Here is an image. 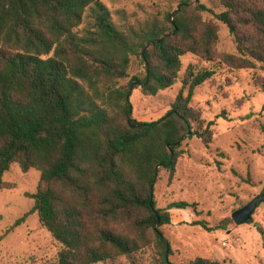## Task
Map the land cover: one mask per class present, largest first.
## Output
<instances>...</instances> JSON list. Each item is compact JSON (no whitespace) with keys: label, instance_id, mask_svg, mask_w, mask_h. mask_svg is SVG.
Wrapping results in <instances>:
<instances>
[{"label":"trees","instance_id":"trees-1","mask_svg":"<svg viewBox=\"0 0 264 264\" xmlns=\"http://www.w3.org/2000/svg\"><path fill=\"white\" fill-rule=\"evenodd\" d=\"M217 1L224 10L214 16L229 28L235 53L217 51L219 26L192 0L128 31L102 0H0V191L12 187L4 177L14 164L40 171V186L28 196L61 245L51 264L132 261L145 249L154 251L153 264H174L163 227L171 208L188 204L159 208L155 186L163 171L174 176L185 139L212 142L214 121L192 100L215 71L190 64L172 109L156 121L132 116L131 94L171 88L187 53L264 71V0ZM134 57L143 77H130Z\"/></svg>","mask_w":264,"mask_h":264},{"label":"rangeland","instance_id":"rangeland-1","mask_svg":"<svg viewBox=\"0 0 264 264\" xmlns=\"http://www.w3.org/2000/svg\"><path fill=\"white\" fill-rule=\"evenodd\" d=\"M114 23L122 30L137 29L149 19H162L178 10L181 0H102ZM204 4L206 21L219 26L217 51L235 53L229 28L214 13L224 10L217 0H192ZM178 81L157 95H144L140 89L131 94L132 116L138 121H156L171 109L182 88L181 79L188 66L212 69L214 76L196 88L192 105L202 111L206 122L214 121L209 145L198 137L182 143L172 178L163 171L155 186L159 208L185 202V208L169 210L172 222L163 227L170 241L174 264H187L197 257L220 264H264V200L253 221L238 225L232 214L264 192V71L231 69L218 62L199 61L192 53L181 57ZM145 75L140 58L134 57L130 77ZM127 81V80H126ZM134 83H137L136 81ZM187 94V91H185ZM12 185L0 191V264H51L58 260L61 245L39 223L33 211L41 173L24 172L14 164L5 174ZM197 221L223 228L207 232ZM155 253L139 251L131 261L121 257L114 262L97 264H153Z\"/></svg>","mask_w":264,"mask_h":264},{"label":"water","instance_id":"water-1","mask_svg":"<svg viewBox=\"0 0 264 264\" xmlns=\"http://www.w3.org/2000/svg\"><path fill=\"white\" fill-rule=\"evenodd\" d=\"M264 200V192L254 198L244 207L236 210L232 214V219L238 225H243L253 221V215L259 204Z\"/></svg>","mask_w":264,"mask_h":264}]
</instances>
